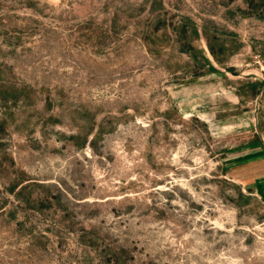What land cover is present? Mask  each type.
Here are the masks:
<instances>
[{
    "label": "rangeland",
    "instance_id": "obj_1",
    "mask_svg": "<svg viewBox=\"0 0 264 264\" xmlns=\"http://www.w3.org/2000/svg\"><path fill=\"white\" fill-rule=\"evenodd\" d=\"M0 264H264V0H0Z\"/></svg>",
    "mask_w": 264,
    "mask_h": 264
}]
</instances>
